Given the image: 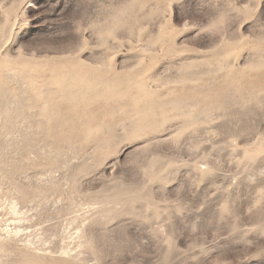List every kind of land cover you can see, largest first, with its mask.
I'll list each match as a JSON object with an SVG mask.
<instances>
[{
    "label": "rangeland",
    "instance_id": "rangeland-1",
    "mask_svg": "<svg viewBox=\"0 0 264 264\" xmlns=\"http://www.w3.org/2000/svg\"><path fill=\"white\" fill-rule=\"evenodd\" d=\"M0 264H264V0H0Z\"/></svg>",
    "mask_w": 264,
    "mask_h": 264
}]
</instances>
